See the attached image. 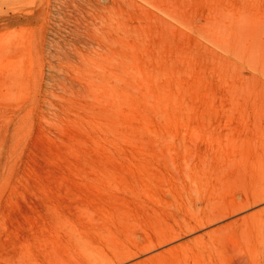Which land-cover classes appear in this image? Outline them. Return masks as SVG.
Returning <instances> with one entry per match:
<instances>
[{
	"label": "rangeland",
	"instance_id": "rangeland-1",
	"mask_svg": "<svg viewBox=\"0 0 264 264\" xmlns=\"http://www.w3.org/2000/svg\"><path fill=\"white\" fill-rule=\"evenodd\" d=\"M261 194L264 0H0V264H264Z\"/></svg>",
	"mask_w": 264,
	"mask_h": 264
},
{
	"label": "bare ground",
	"instance_id": "bare-ground-1",
	"mask_svg": "<svg viewBox=\"0 0 264 264\" xmlns=\"http://www.w3.org/2000/svg\"><path fill=\"white\" fill-rule=\"evenodd\" d=\"M262 202H264V194H261V195L255 196L253 200H251V201L248 200L247 202H245L244 205H243V207L241 208V210H244V209H246V208L252 207V206L257 205V204H260V203H262ZM237 211H238V210H237ZM235 212H236V211H235ZM235 212L230 213V214H227V215H224V216H215V217H213L210 221H208V224H211V223H213V222H217V221H220V220H223V219H227L226 216H230V215L234 214ZM197 229H198V228H197ZM197 229L194 228L192 231L197 230ZM192 231H191V232H192ZM187 233H188V232L176 234L174 237H171L169 240H167V241H165V242H163V243H161V244L146 247V248L142 249V250H141L139 253H137L136 255H132V257L137 256V255H139L140 253L148 252V251H150V250H152V249H154V248H156V247H158L159 245H162V244H164V243H167V242H170V241H173V240L180 239V238H182V237H183L185 234H187ZM207 245H208V244H207ZM130 257H131V256H130ZM130 257H129V258H130ZM153 260H154V258L149 259V260H147V261H145V262H143V263H141V264H148V263L152 262ZM206 260H207V259H206ZM217 260H218V259H217ZM206 263H207V262H206ZM198 264H199V263H198ZM204 264H205V263H204Z\"/></svg>",
	"mask_w": 264,
	"mask_h": 264
}]
</instances>
